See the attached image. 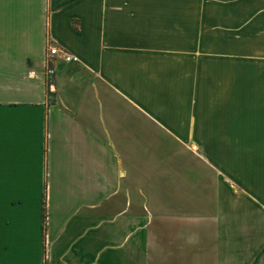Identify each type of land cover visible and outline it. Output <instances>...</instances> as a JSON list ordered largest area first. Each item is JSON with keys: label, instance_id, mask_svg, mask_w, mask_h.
<instances>
[{"label": "crops", "instance_id": "1", "mask_svg": "<svg viewBox=\"0 0 264 264\" xmlns=\"http://www.w3.org/2000/svg\"><path fill=\"white\" fill-rule=\"evenodd\" d=\"M0 264H264V0H0Z\"/></svg>", "mask_w": 264, "mask_h": 264}, {"label": "built area", "instance_id": "2", "mask_svg": "<svg viewBox=\"0 0 264 264\" xmlns=\"http://www.w3.org/2000/svg\"><path fill=\"white\" fill-rule=\"evenodd\" d=\"M47 55L49 57L61 56L66 61L76 60V57H74L72 55H69L68 53L59 50L58 47L53 45V44H49L48 45V47H47Z\"/></svg>", "mask_w": 264, "mask_h": 264}, {"label": "rangeland", "instance_id": "3", "mask_svg": "<svg viewBox=\"0 0 264 264\" xmlns=\"http://www.w3.org/2000/svg\"><path fill=\"white\" fill-rule=\"evenodd\" d=\"M47 92L49 93V95H51V93L53 92V90L51 89L50 85H47Z\"/></svg>", "mask_w": 264, "mask_h": 264}]
</instances>
